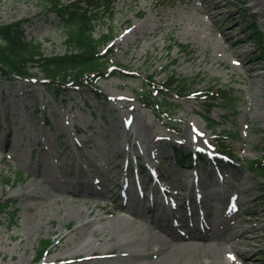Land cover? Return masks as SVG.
Wrapping results in <instances>:
<instances>
[{"label": "rangeland", "instance_id": "1", "mask_svg": "<svg viewBox=\"0 0 264 264\" xmlns=\"http://www.w3.org/2000/svg\"><path fill=\"white\" fill-rule=\"evenodd\" d=\"M218 1L221 9L210 5L209 17L201 8L203 0H116L113 14H106L96 27V36L111 31L114 35L112 51L107 55L109 65L114 66L103 71L95 83L100 97L88 87H66L64 97L55 99L42 84L37 68L33 70L38 73L33 82L6 79L0 73V201L13 200L15 210L10 217L0 216V264H45L46 259L51 263L62 260L60 264H130L132 259L124 255L125 248L108 241V235H99L100 226L113 214L96 207L124 202L123 189H113L114 195L107 198L82 196L91 205V213H86L84 205L82 212L68 215L73 206L80 204L75 197L79 193L75 181L84 177L86 168L93 178L102 175L106 182L107 173L116 164V181L121 186L133 190L134 195H142L147 187L144 196H152V189L157 187L155 196L172 207L165 214H171L179 224L183 223L182 212L187 211L180 212L179 208L196 202L203 194L216 206L212 212L228 229V221L237 214L243 218V226H258L255 232H248V244L243 240L238 243L247 252L228 254L226 264H264V178L248 166L254 158L264 159V119L260 117L264 94L249 85L250 76L258 82L264 80L260 41L252 33L260 31L264 44V0H257L259 6L253 5L256 0H228L227 4ZM231 12L234 19L226 21ZM251 13L259 15L256 25ZM26 18L30 20L24 27L28 39L41 41L46 56L65 53L58 18L39 0H0V23ZM228 30L229 36L238 35L243 41L237 51L248 50L243 66L229 51L235 39H225L222 32ZM170 38L188 44L193 53L182 52L175 44L169 53ZM173 60L176 64L171 69L179 78L199 75L201 79L195 85L197 93L170 99L178 110L165 121L144 106L141 94L146 90L147 77L155 76L157 83L163 82L167 76L163 70ZM113 69L116 75H112ZM213 83L230 92L236 101L234 106L218 105L210 113L220 124L214 132L230 136L222 135L235 158L208 164L197 161L183 167L174 157L173 148H181L182 152L203 149L215 155L213 133L201 118V113H206L208 87ZM168 121L180 132L171 129ZM190 121L196 126H189ZM152 167L162 176L161 181H149L147 174ZM38 170L45 172L59 190L45 180L39 181L35 175ZM139 176L142 184L134 181ZM178 177L183 181L178 182ZM165 188L170 191L168 201L163 197ZM190 190L194 193L191 199L187 197ZM237 191L240 204L234 213L223 207L232 205ZM132 202L127 199V204ZM85 221H92L91 229L96 230L95 235L87 233L95 257L91 258L88 249L75 251L79 255L72 258L67 250L75 243L74 229ZM63 236L66 239L58 243ZM47 240L52 241L50 252L35 263ZM105 244L107 248L102 249Z\"/></svg>", "mask_w": 264, "mask_h": 264}, {"label": "bare ground", "instance_id": "2", "mask_svg": "<svg viewBox=\"0 0 264 264\" xmlns=\"http://www.w3.org/2000/svg\"><path fill=\"white\" fill-rule=\"evenodd\" d=\"M227 2L228 0H225V4H227ZM201 4V8L205 10L206 15L212 17L210 5H214L216 8L221 9V7L218 6L222 3L218 0L214 2L213 0H203ZM253 5L259 6L260 2L256 0ZM239 6L242 7V10L248 11V8L242 5ZM261 8V14L264 15V5H261ZM234 16L233 12H231L226 21H228L229 18L234 19ZM250 16H252L253 24L256 25L259 15L256 16V14L251 13ZM262 22H264V20H262ZM229 31L230 30L223 31L222 34L225 35V39L228 42L235 39L233 42L234 45L230 47L229 51L233 52L235 59L243 66L248 50L237 51V47L241 46L243 41L239 39L238 35L229 36V34H231ZM258 33L262 34L260 31H258ZM259 48L262 51L260 59H264L263 40L260 41ZM249 85L257 87L259 94H264V80L258 82L255 77L250 76ZM260 117L264 119V107ZM195 123V121H190L188 125L193 127L196 126ZM139 132H144V129H140ZM44 145L46 146V144ZM70 158H73V156ZM203 163L208 164L207 162ZM93 164L94 167L95 165L97 166V163L94 162ZM118 168L119 164H116L114 168L110 169V172L107 173L108 178L106 182L103 181L102 177L100 178V175L97 177L99 180L93 178L92 172L89 171L88 168H86V172L83 173L85 178L81 177L80 173L79 176L81 179L78 178L75 181V186L79 191L78 194H75V197L80 201V204L76 207L73 206L68 211V215L72 217L82 212L84 205H86V213H91V210H89L91 209V205L86 204V200L81 199L82 196L86 197L91 194L94 196L101 195L107 198L114 195L112 194L113 189L118 188V191L123 189L124 191L121 193L122 198L133 200L132 205H127V203L122 202L118 203V205L106 203L103 206L96 207H99V209L103 210L105 213L113 214V217L102 223L99 228V235H108V241H113L115 246H119V248L121 246L120 249L125 248L124 251H127V253L124 255L132 259L130 264H226L229 258L228 254L243 255L247 252L245 248H241L238 243L243 240L245 244H248V232H255L258 226H243V218L241 215L237 214L234 219L228 221L230 225L228 229L220 220L221 217L219 219L212 212V208L216 206L205 200L203 194H200L196 202L183 205L182 208L188 210L190 212L189 215L186 212H182V209L179 208V211L184 215L183 219L181 217L183 220L182 224L172 219L169 220V213L165 214L161 209L163 208V210H165V205L162 206L161 200L159 201L155 196L157 187L152 189V196L145 205V198L143 196H135L133 190H130L127 186H121V184L116 181ZM81 169H83V167ZM209 169L210 168L206 167L205 171L211 174ZM142 172H144V170H142ZM35 175L38 177L39 181L45 180L57 191L59 190L53 181L47 179L45 172L38 170ZM147 175H151V170ZM139 180L140 183H142L140 176L134 181ZM181 181H183V177H178V182ZM110 183H115V187L111 188ZM181 188L183 190L186 189L185 185H181ZM201 191L200 189L199 192ZM193 194L192 190H190L187 197L189 198ZM239 204L240 195L237 191V194L233 195L232 205H227L223 208L235 213L238 210ZM220 208L221 207L218 206V209ZM203 211H205V213H203L204 215H202ZM120 212H124L125 214H121ZM166 220H168V222H166ZM91 228L92 221H85L74 229L76 233L75 243L68 247L67 250V254L71 255L72 258L79 255L75 254V251L88 249H90L89 254L91 258L95 257L96 251L93 249L92 243L88 240L87 236L89 231L92 235H95L96 230ZM64 239H66L65 236H63L58 243H61ZM58 243L55 244L56 247ZM106 248L107 244L102 247V249ZM106 252L108 253V251ZM79 260L83 261V258L80 256ZM134 260L137 261L134 262ZM73 261L76 260H72V262ZM51 262L50 259H46L45 264H60L62 260L55 259L53 263ZM231 263L235 264V261Z\"/></svg>", "mask_w": 264, "mask_h": 264}, {"label": "trees", "instance_id": "3", "mask_svg": "<svg viewBox=\"0 0 264 264\" xmlns=\"http://www.w3.org/2000/svg\"><path fill=\"white\" fill-rule=\"evenodd\" d=\"M115 1L39 0L48 12H53L57 16L63 31L66 51L60 55L46 56L41 41L28 39L24 28L30 21L28 18L9 24L0 23V73L6 78L22 79H32L40 73L45 87L56 97L62 96V87L65 84L92 85L94 78L91 77L97 78L108 69V58L105 56L111 49L106 50V53L103 52L109 42L114 39L112 31L96 36V27L106 14H113ZM252 33L255 34V32ZM260 38L262 35L258 34L257 39ZM169 40L168 52L170 53L174 40L172 38ZM178 46L182 52L193 53L189 45L178 44ZM175 63L176 60H173L164 68L167 78L160 87L153 76L149 78L147 87L156 89L159 96H154L150 92L151 89L142 96L144 105L163 115L165 119L171 118L177 111L175 104L170 101L173 95L182 98L196 91L195 85L200 78L199 75L194 78H177L176 72L171 69ZM35 68L38 69V73L33 71ZM207 93L206 113L201 116L207 127L214 130L219 127V123L210 117L213 108L221 104L234 106L236 101L231 98L230 92L218 87L215 83L208 87ZM159 114L158 116L161 117ZM214 144L222 154L229 158L235 157L230 151L231 146L220 135L217 136ZM183 159L185 162L190 161V157ZM249 169L256 176L264 178V159L251 160ZM14 211L13 200L0 201V216L8 217ZM51 243L48 240L42 243L44 247L37 253L36 260L44 255Z\"/></svg>", "mask_w": 264, "mask_h": 264}]
</instances>
